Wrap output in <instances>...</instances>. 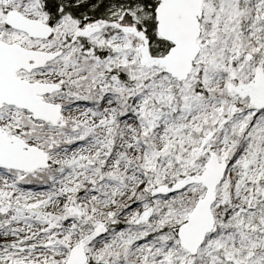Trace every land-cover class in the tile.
<instances>
[{
    "label": "snow or ice",
    "instance_id": "6c2138e0",
    "mask_svg": "<svg viewBox=\"0 0 264 264\" xmlns=\"http://www.w3.org/2000/svg\"><path fill=\"white\" fill-rule=\"evenodd\" d=\"M0 264H264V0H0Z\"/></svg>",
    "mask_w": 264,
    "mask_h": 264
}]
</instances>
